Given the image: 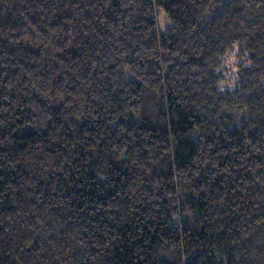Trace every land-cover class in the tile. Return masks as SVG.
I'll return each instance as SVG.
<instances>
[{
  "label": "trees",
  "instance_id": "16d2710c",
  "mask_svg": "<svg viewBox=\"0 0 264 264\" xmlns=\"http://www.w3.org/2000/svg\"><path fill=\"white\" fill-rule=\"evenodd\" d=\"M0 264H264V0H0Z\"/></svg>",
  "mask_w": 264,
  "mask_h": 264
},
{
  "label": "rangeland",
  "instance_id": "374dc122",
  "mask_svg": "<svg viewBox=\"0 0 264 264\" xmlns=\"http://www.w3.org/2000/svg\"><path fill=\"white\" fill-rule=\"evenodd\" d=\"M157 22L160 29H162L167 24L164 18V14L161 10L157 11Z\"/></svg>",
  "mask_w": 264,
  "mask_h": 264
}]
</instances>
